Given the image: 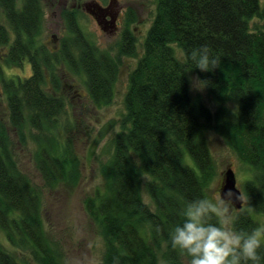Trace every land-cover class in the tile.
Here are the masks:
<instances>
[{
  "label": "trees",
  "instance_id": "obj_1",
  "mask_svg": "<svg viewBox=\"0 0 264 264\" xmlns=\"http://www.w3.org/2000/svg\"><path fill=\"white\" fill-rule=\"evenodd\" d=\"M52 1L61 5L63 0ZM16 2L0 0L7 23L0 22V46L7 47L2 60L21 66L27 59L32 72L1 82L0 230L11 248L27 251L37 264H70L58 240L48 235L42 194L21 169L16 150L28 149L49 194L76 187L81 163L59 76L82 74L89 103L108 105L123 58L137 57L136 40L129 32L115 51L100 48L81 29L78 10L62 8L65 34L58 49L49 48L39 41L41 0H22L20 7ZM142 46L128 76L112 151L100 163V182L84 195L83 206L102 239L99 263L159 264L161 255L165 264H185L171 246L169 230L181 219L186 200L208 197L216 175L208 130L251 174L243 184L247 206L234 210L235 227L251 230L259 226L254 216L264 213V3L157 0ZM201 46L218 57L212 72L190 70L191 53ZM188 70L210 81L205 89L213 110L191 94ZM0 264H21L2 243Z\"/></svg>",
  "mask_w": 264,
  "mask_h": 264
},
{
  "label": "rangeland",
  "instance_id": "obj_2",
  "mask_svg": "<svg viewBox=\"0 0 264 264\" xmlns=\"http://www.w3.org/2000/svg\"><path fill=\"white\" fill-rule=\"evenodd\" d=\"M68 4L71 0H63ZM61 1V2H63ZM131 6L135 12L136 20L129 27L132 30L136 42L135 52L137 57L143 53V39L148 30L155 12L157 0H121ZM261 4L264 0H260ZM17 6H21L22 0H17ZM44 6L42 19V34L39 41L45 43L49 48H59L60 39L65 34L64 26L58 17V7L52 0H41ZM79 24L87 38L96 46L115 51L117 39L105 37L97 28L92 18L82 9H78ZM138 18V19H137ZM0 22L7 25L2 10L0 9ZM257 22L255 19L252 23ZM54 34L58 39L52 40L50 35ZM13 35L11 34V40ZM176 56L182 59V52L175 45ZM7 50L6 46H0V91L2 89V78L23 79L31 74L30 62L25 59L21 66H7L2 60V53ZM137 57H124L118 68V78L114 84V96L112 101L101 108L93 107L87 98L84 76L82 74H62L59 76L60 88L66 98V117L73 123L70 133L76 153L80 158L81 179L79 184L68 194L61 190L58 196L49 194L42 184L38 171L35 169L30 157V152L25 147L16 150L19 165L30 177L33 184L42 194L43 219L49 236L58 240L62 250L67 254L70 264H98L102 254L103 243L94 224L88 218L84 206L83 197L100 182L98 171L101 162L107 160L111 151V138L119 129V120L125 111L123 100L127 90L129 73L135 67ZM64 73V71H63ZM188 87L192 95H200L203 102L213 110V103L204 88L195 90L191 88L189 77L197 75L187 71ZM71 84L77 93L73 90ZM51 88V86L49 87ZM60 92V91H59ZM79 92V93H78ZM0 99L5 102L4 95ZM208 147L213 157L216 175L207 189V196L214 198L219 190L223 170L230 165L236 177V185L243 192L244 181L250 177L245 165L240 161L237 154L227 147L223 139L212 130L207 131ZM143 201L149 202V198L142 192ZM244 196V195H243ZM245 199V197H244ZM246 199L243 206L246 205ZM234 207L232 214L234 216ZM259 225H264V213L254 216ZM51 226H50V225ZM0 243L9 250L21 264H37L27 251H17L5 240L0 230ZM159 264H165L159 255Z\"/></svg>",
  "mask_w": 264,
  "mask_h": 264
},
{
  "label": "clouds",
  "instance_id": "obj_3",
  "mask_svg": "<svg viewBox=\"0 0 264 264\" xmlns=\"http://www.w3.org/2000/svg\"><path fill=\"white\" fill-rule=\"evenodd\" d=\"M193 68L201 72L217 69L218 57L201 46L190 56ZM188 70V71H190ZM190 86L203 90L210 81L189 77ZM232 190L217 191L214 198L186 200L178 212L181 218L170 226L171 246L184 257L185 264H261L264 260V225L251 230L235 227Z\"/></svg>",
  "mask_w": 264,
  "mask_h": 264
},
{
  "label": "flooded vegetation",
  "instance_id": "obj_4",
  "mask_svg": "<svg viewBox=\"0 0 264 264\" xmlns=\"http://www.w3.org/2000/svg\"><path fill=\"white\" fill-rule=\"evenodd\" d=\"M85 1L87 0H71L69 4L65 1L61 2V5L58 6L60 7L58 9V17L60 18V11L62 8L77 9V10L83 9V3ZM91 1L97 2L101 6V8L97 9V15L100 16L99 19L102 23V27H105L104 29H102L97 24L93 16L88 14L96 24L99 31L101 32V35L105 37L113 38L115 40L117 39V41L119 42L122 40L123 37L126 36L127 33L130 32L133 35V38H135L132 30H135L136 26H134L132 30L129 29V27L133 25L135 21H137L135 17V12L131 6H128L127 3H123L121 0H91ZM129 9H132L131 14H129L128 12ZM133 15L135 19L131 22L127 21ZM50 38L52 40L58 39L54 34L50 35ZM66 85L71 86L73 90L77 93V90L74 89L73 85L71 84H66Z\"/></svg>",
  "mask_w": 264,
  "mask_h": 264
},
{
  "label": "water",
  "instance_id": "obj_5",
  "mask_svg": "<svg viewBox=\"0 0 264 264\" xmlns=\"http://www.w3.org/2000/svg\"><path fill=\"white\" fill-rule=\"evenodd\" d=\"M101 8V6L97 2H93L91 0H87L83 3V10L93 16L97 22V24L102 27V23L99 19L100 16L97 15V9ZM232 190V201L233 207L235 209H241L244 203V196L242 191L236 185V177L233 169L230 165H228L222 172L221 185L218 191H227ZM98 264H108V263H98Z\"/></svg>",
  "mask_w": 264,
  "mask_h": 264
}]
</instances>
